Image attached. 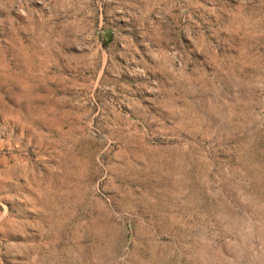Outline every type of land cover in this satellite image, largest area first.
I'll use <instances>...</instances> for the list:
<instances>
[{"label":"rangeland","instance_id":"rangeland-1","mask_svg":"<svg viewBox=\"0 0 264 264\" xmlns=\"http://www.w3.org/2000/svg\"><path fill=\"white\" fill-rule=\"evenodd\" d=\"M0 264H264V0H0Z\"/></svg>","mask_w":264,"mask_h":264}]
</instances>
